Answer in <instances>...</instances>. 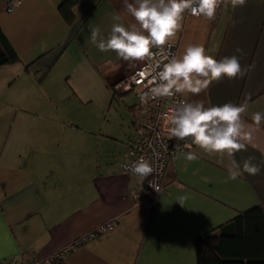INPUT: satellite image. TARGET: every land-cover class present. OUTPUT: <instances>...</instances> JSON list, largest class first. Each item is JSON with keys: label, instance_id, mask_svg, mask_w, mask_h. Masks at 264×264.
<instances>
[{"label": "crops", "instance_id": "obj_1", "mask_svg": "<svg viewBox=\"0 0 264 264\" xmlns=\"http://www.w3.org/2000/svg\"><path fill=\"white\" fill-rule=\"evenodd\" d=\"M7 1L0 0V28L20 62L0 66V263L46 259L112 222L51 264H196L197 237L264 203L260 130L256 146L234 157H253L258 174L229 179L222 156L194 146L200 158L175 154L164 190L135 205L130 193L141 178L120 165L137 101L114 84L143 61H124L89 41L92 26L110 30L113 11L125 22L131 17L120 0H76L71 24L59 12L63 0H22L11 12ZM170 43L176 55L195 44L215 59L236 55L248 69L193 99L247 100L249 122L264 111V0L219 9L211 21L186 14Z\"/></svg>", "mask_w": 264, "mask_h": 264}, {"label": "clouds", "instance_id": "obj_2", "mask_svg": "<svg viewBox=\"0 0 264 264\" xmlns=\"http://www.w3.org/2000/svg\"><path fill=\"white\" fill-rule=\"evenodd\" d=\"M124 12L131 17L125 22L118 11L111 15L110 30L99 26L90 29L89 41L101 52H112L124 61H145L140 72L143 81L140 98L147 102L157 98H174V103L161 114L169 138L183 142V148L196 146L207 154H218V161L227 170L229 179L236 180L244 173L256 175L261 165L248 157L238 162L235 153L248 145L255 147V133L264 130V111L243 118L249 103L226 102L209 104L193 99L205 93L221 78L243 76L247 68L236 55L215 59L203 46L188 44L180 55L172 50L170 41L183 27L185 15L213 20L217 9L228 10L246 0H120ZM156 50L155 52L153 50ZM239 51V50H238ZM160 55H157L156 53ZM166 149L167 145H163ZM154 156L160 153L154 150ZM185 161L199 159L197 151L181 153ZM226 161V162H225ZM154 160L144 156L131 161L128 170L147 178L154 171Z\"/></svg>", "mask_w": 264, "mask_h": 264}, {"label": "built area", "instance_id": "obj_3", "mask_svg": "<svg viewBox=\"0 0 264 264\" xmlns=\"http://www.w3.org/2000/svg\"><path fill=\"white\" fill-rule=\"evenodd\" d=\"M21 2L22 0L7 1L4 9L6 12H11ZM218 10H216V13ZM171 47L176 54L175 44L171 43ZM153 51L155 52L156 50L154 49ZM156 54L160 55L158 52ZM145 63L143 61L133 73L114 84V88L119 92H133L137 100V108L134 114V132L127 148V158L120 165L122 172L130 177H140L131 173L127 165L140 156L155 161L153 165L154 171L147 178L140 177V185L135 187L130 193V198L135 205L155 199L164 190V178L175 154L191 150L183 148L182 141L169 138L166 125L161 118V114L167 110L169 105L174 103V98H157L148 100L147 102L141 100L139 89L142 87L143 81L139 74L143 71ZM165 144L167 145L166 149L163 147ZM154 150L160 153V155L154 156ZM112 225V222L102 225L96 231L77 239L74 243L65 247L63 251L46 259H17L14 257L0 264H51L64 253L74 249L84 241L96 237L98 233L111 228Z\"/></svg>", "mask_w": 264, "mask_h": 264}, {"label": "trees", "instance_id": "obj_4", "mask_svg": "<svg viewBox=\"0 0 264 264\" xmlns=\"http://www.w3.org/2000/svg\"><path fill=\"white\" fill-rule=\"evenodd\" d=\"M75 2L63 0L58 7L67 24L74 19ZM18 62L20 58L0 28V66ZM196 264H264V203L197 237Z\"/></svg>", "mask_w": 264, "mask_h": 264}]
</instances>
